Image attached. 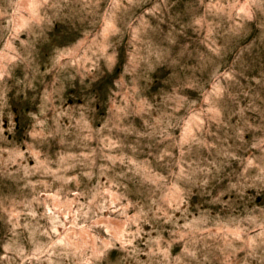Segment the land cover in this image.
I'll use <instances>...</instances> for the list:
<instances>
[{"label": "rangeland", "instance_id": "obj_1", "mask_svg": "<svg viewBox=\"0 0 264 264\" xmlns=\"http://www.w3.org/2000/svg\"><path fill=\"white\" fill-rule=\"evenodd\" d=\"M0 264H264V0H0Z\"/></svg>", "mask_w": 264, "mask_h": 264}]
</instances>
